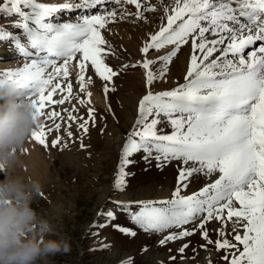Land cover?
Instances as JSON below:
<instances>
[{"label":"bare ground","instance_id":"1","mask_svg":"<svg viewBox=\"0 0 264 264\" xmlns=\"http://www.w3.org/2000/svg\"><path fill=\"white\" fill-rule=\"evenodd\" d=\"M15 1L19 3L16 9L10 2L0 0V20L7 24L5 28L9 29L6 34L10 35V31H13L16 25L12 23L11 16L14 9L20 15H27L29 19L37 14V10L40 11L39 17L43 19L38 21L41 23L37 25L40 27L39 30L44 31L43 27L47 29L52 27L50 37L58 34L59 38L55 41H50L47 37L34 40L30 36L21 38L12 34L9 36L10 40L0 41V49L10 52L8 57L6 54L0 56V72L6 70L14 74L18 70L15 75H8L5 78L1 83L4 87L3 92H0V119L3 118L4 122L6 118H11V121L6 120L5 125L0 127V149L8 145L6 149L0 151V162L1 166L7 165V168H11L12 172L6 173V180L13 181L15 188L24 191L26 188L23 185L35 184L38 176L44 180L51 179L52 175L59 176V171L55 172L53 153L46 148L42 135L47 132L46 130L53 133L63 132L62 127L66 121L63 111L66 113L65 106L71 107L69 98L76 104L86 99L87 104L101 109V114L96 119L99 121L101 117L108 125L104 135L105 143L109 146L112 145L114 138H118L114 130V120H119L121 116L129 120L135 118L142 102L152 98H156L158 105L169 98L176 99L175 107L189 99L183 110L189 108L196 110L192 129L195 130L196 137L209 140L202 141V145L206 144L205 147L215 149L214 154L224 151L222 147L218 148L215 145L225 141L226 146L231 147V152H235L237 141L242 142L247 151L264 144V136H261L263 141L260 140L262 143L259 145L254 143L253 139L247 140L249 136H254V132L264 133V113L261 111L252 113L257 101L264 98V0ZM66 25L78 30L75 37L63 39ZM19 42L20 51H11L17 50ZM165 46L168 49L162 50ZM26 47H33L34 50H27ZM134 68L141 70L142 73H133ZM122 71H128L129 78L124 80ZM8 85L13 86L11 88ZM29 85L36 87L28 90L26 87ZM114 86L117 87L115 95ZM200 98L204 99L202 105L206 106L198 105ZM40 106L43 108V114L35 121L31 111L33 107ZM49 111L55 114H50ZM225 114L233 119L222 117ZM23 118H26L31 126L25 137L21 134ZM218 119H225L222 125L219 124L220 130L216 126L218 122L214 123V120ZM74 128L72 135L78 131ZM218 136L220 139H217ZM225 136H230L231 139L228 140L224 138ZM146 139L151 140L149 136ZM133 143L131 149L136 150L144 144H139V140ZM263 148L256 149H260L259 153L264 155ZM231 152H227L229 155L226 161L228 163L230 160V164L231 157H234L230 155ZM69 156H72L70 152ZM72 158L70 157L71 160ZM220 170L217 168L212 177L222 176L224 170L221 173ZM225 176L223 175L221 183L218 181L223 191L221 193L218 191L215 199L225 200L230 189H239V193L245 189L248 191L245 193L247 196L242 192L233 201H229L231 198L229 202L225 201L227 202L225 207L234 206L233 208L238 207L242 210L246 205L248 208L260 206V211L254 213L252 220L260 221L262 227L254 226V229L249 231L250 234L247 232L252 236L256 229L264 228V210L262 211L264 191L257 190L260 185L254 184L255 180L248 183L249 181L244 179L243 183L239 181L240 183L235 185L232 183L234 180L225 182ZM238 176L241 177L242 174L239 173ZM210 181H207L208 184ZM255 189L256 196L251 194ZM259 194H262L263 198ZM1 196H4V192L0 193ZM195 202L189 205L194 208ZM15 204L10 203L6 206L0 204V213L5 212L3 216L7 217L6 219L0 217V264H25L19 255L17 240L7 233V224L4 226V223L2 224L4 220L8 222L9 227L10 222L17 224L18 218L15 217V213L20 214L22 208ZM229 227L226 225L228 231ZM234 233L237 237L241 234L240 240L243 237L248 238V234L239 228ZM222 234L225 235V232ZM253 240H250L251 243ZM211 256L210 253H202L199 259L197 258V263L204 264Z\"/></svg>","mask_w":264,"mask_h":264},{"label":"rangeland","instance_id":"2","mask_svg":"<svg viewBox=\"0 0 264 264\" xmlns=\"http://www.w3.org/2000/svg\"><path fill=\"white\" fill-rule=\"evenodd\" d=\"M6 1L14 5L15 9L19 4L15 0ZM15 9L11 16L12 23L16 25L14 30L10 31V35L6 34L9 30L5 28L7 24L0 20V41L9 39L12 34L21 38L30 36L34 40L42 37H47L50 41L59 39L58 34L50 37L52 27L48 29L43 27L44 31L39 30L40 27L37 25L41 23L38 21L43 20L38 15L40 11L36 10L37 14L29 19L27 15H20ZM64 29L63 39H71L77 35L78 30L75 28H69L66 25ZM93 42L96 43L94 40ZM19 44L20 42L17 43L19 46L16 47L17 50L11 51L19 52L21 48ZM166 49H168L166 46L162 48V50ZM9 53L0 49V56L6 54L8 57ZM17 72L18 70L14 74L6 70L0 72V92H3L4 87L1 83L5 78ZM132 72L142 73L137 68L132 69ZM121 73H124V80L129 78L128 71ZM8 86L12 88L13 85ZM32 87L36 86L29 85L26 89L29 90ZM113 92L115 95L117 87L114 86ZM114 95L112 93L111 97ZM83 100L76 104L69 98L71 107L65 106L66 113L63 111L66 120L62 127L63 132L53 133L51 130H46L47 132L42 135L46 148L53 153V160L56 163L55 172L59 171L58 177L52 175L51 179L44 180L43 177L41 179L38 176L35 184L31 186L25 184L23 186L26 189L21 191L14 187L13 181L6 180V173L12 172L11 168H7V165L1 166L0 162V189L2 190L0 193L4 192V196L0 197V204L6 206L16 203L15 205L22 208L20 214L15 213V217L18 218L16 225L10 222L11 227H9L6 220L2 224L4 223L3 226L7 224V227L5 226L8 229L7 233L17 240V249L23 263L198 264L202 253H210L211 259L205 260L204 264H264V228L256 229L252 236L249 235L251 233L249 231H252L254 226L262 227L260 221L252 220L254 213L257 211L255 213L257 214L258 210L260 211V206L248 208L246 205L242 210L238 207L233 208L234 206L225 207L227 205L225 201L230 198L231 202L242 192L244 196H247L248 191L245 189H242L241 193L239 189H234L235 191L230 189L225 200L215 199V196L223 191V188L219 187L223 175H226L225 182L234 180L232 183L235 185L245 180L249 181L248 183L255 180L254 184L260 185L257 190L264 191V155L259 153L260 149H256L264 147V144H262L263 147L259 145L263 141L261 140V136H264L262 131L254 132V136H249L247 139H253L254 143H258L259 146H256L254 151L245 150L243 143L237 141V148L234 149L236 153L231 152V147L226 146L225 141L215 145L218 148L222 147L224 151L214 154L215 149L205 147L206 144L202 145V141L209 140L196 137V132L192 129L196 110L190 108L183 110L189 103V99L185 100L186 103L180 102L175 107L176 99L169 98L168 101L158 105L156 98H152L142 102L135 118L129 120L121 116L119 120H114V130L118 138H114L112 145L109 146L105 143L104 135L108 125L104 123L103 118L100 117L99 121L96 119L101 114V109L87 104L86 99ZM203 100L200 98L198 105L206 106L202 105ZM263 100L264 98L262 101H257L252 113H260V111L264 113V105H261L264 103ZM42 110V106L32 108L31 113L35 121L43 114ZM49 113L55 114L52 111ZM225 115L222 117L233 119ZM109 116L112 117V115ZM1 119V128L6 120L11 121V118H6L4 122H2L3 118ZM223 120L225 119L214 120V123L218 122L216 125L219 127L218 130ZM21 121V134L25 137L31 126L26 118ZM72 128L78 130L74 135H72ZM52 134L55 135L52 136ZM148 136L151 138L150 141L146 139ZM224 138L231 139L230 136ZM217 139L220 137L218 136ZM136 140H139V144H144L137 150L131 149ZM7 146L1 147L0 151ZM241 147L244 148H242L243 151ZM228 151L231 152V156H234H230L231 164L230 160L226 162ZM69 152L70 155L77 157L76 160L69 156ZM251 161L253 166L249 163ZM216 167L218 171L221 169L220 173L225 169L223 167L228 169L222 171L224 172L222 176L213 178ZM3 171H5L4 174ZM238 172L242 174L241 177L238 176ZM205 179L212 180L208 184ZM256 192V189L252 190L251 194L256 196ZM262 194L259 196L263 198ZM193 202H195L194 208L190 206ZM221 205L223 208H219ZM263 207L262 205V211ZM109 210L112 211L109 212ZM228 211L230 212L226 213ZM3 214L0 213V217L6 219L7 217ZM229 221L232 222L228 224ZM225 224L230 226L229 231ZM238 228L246 235L249 233L248 238L243 237L240 240L241 234L237 237L234 233L238 231ZM221 232H225V235ZM251 239H254L252 243ZM258 258L260 260L257 261Z\"/></svg>","mask_w":264,"mask_h":264}]
</instances>
